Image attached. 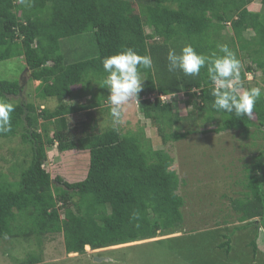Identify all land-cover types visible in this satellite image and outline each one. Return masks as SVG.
Returning <instances> with one entry per match:
<instances>
[{"label": "trees", "instance_id": "1", "mask_svg": "<svg viewBox=\"0 0 264 264\" xmlns=\"http://www.w3.org/2000/svg\"><path fill=\"white\" fill-rule=\"evenodd\" d=\"M127 1L131 4L124 6ZM252 1L0 0V63L19 59L28 69V81H39L37 101L16 102L23 85L0 78V99L15 106L11 130L0 133V140L20 137L19 146L9 151L12 158L4 157L8 163L0 166V239L17 234L13 222L20 217L35 225L24 233L58 232L66 251L79 253L88 246L180 231L179 236L146 245L164 246L168 255L180 252L177 262L186 259L187 264H252L253 258L264 263V252L258 250V240L264 243L263 142L246 144L255 152L238 182L244 189L241 196L229 197L228 210H216L210 221L194 217L191 210L194 225L189 226L183 209L191 197L180 192L187 180L172 168L168 150L154 148L141 129L108 125L101 130L94 116L95 108L110 116L102 60L132 48L153 62L151 69H140L144 81L136 104L162 144L195 132L228 129L244 138L257 139L260 133L264 140V95L251 116L217 111L211 106L207 68L198 76H186L179 70L169 72L167 60L169 50L179 53L185 45L204 55H222L218 46L227 45L240 62L244 56L252 61L240 70L243 86L255 87L246 83V73L259 72L264 90V0H259L261 11L247 8ZM87 32L96 50L69 56L65 40ZM159 94L186 96L190 111L179 116ZM84 96H89L87 103L68 102ZM49 99L56 102L50 106ZM207 125L211 127L205 129ZM52 146L59 152L87 150L85 177L74 182L59 175L52 179L44 167ZM24 148L29 150L26 157L21 154ZM231 215L238 224L228 225ZM28 255V262L22 263L40 261L37 252Z\"/></svg>", "mask_w": 264, "mask_h": 264}, {"label": "rangeland", "instance_id": "2", "mask_svg": "<svg viewBox=\"0 0 264 264\" xmlns=\"http://www.w3.org/2000/svg\"><path fill=\"white\" fill-rule=\"evenodd\" d=\"M130 4L131 2L129 1L124 2V6H129ZM247 8L251 11H261L262 4L259 0H253ZM147 31H150L149 28L146 29ZM65 42L66 46L63 49L70 54L69 56H74L81 52L90 53L93 48L94 51L96 50L93 35L90 32L83 33L77 37L73 36L71 40H65ZM73 49L75 50L74 52H72ZM22 62L24 61L22 60ZM251 62V59L244 56L241 68H245L248 64L251 65ZM24 69V65L20 63L19 59L4 60L3 63H0V78L20 81L23 75L24 89L14 96V99L16 102L18 100L33 101L32 99L37 101L35 88L39 81L32 80L29 82L27 78L28 71L24 72ZM249 75L251 76V73H247L245 78L248 85H263L259 72H256L255 75L253 74L252 76L254 77L251 76V79H248ZM78 87L76 86V88ZM243 87L245 88V86ZM97 88L101 89L99 85ZM88 98L89 96L78 97L69 99L68 102L72 104L78 102L87 103ZM164 99L171 103L173 110L177 111L181 117L186 116L191 109L190 106L184 103L186 96L182 94L170 95ZM55 102V100L49 99L47 104L52 106ZM94 116L96 125L101 130L108 125H113L111 116L108 117L107 113L101 112L99 109L95 108ZM120 126L123 130H143L154 148H164L174 158L172 168L187 180V183L180 188V192L181 194L186 193L184 195L189 198L191 197L189 203H186L183 209L187 216L186 223L189 226L194 225V218L189 214L191 210L196 213L194 217H198L201 220L203 218V222L206 220L210 221L216 210L218 212L219 210L223 211V213L228 210L229 197L241 196L242 192L240 190H244L238 182L244 179V167L249 163L248 157L255 152L246 144L256 140L257 142H263L264 147V140L258 137L260 133L256 134L257 136L255 137L257 139L244 138L240 131L229 129L201 134L195 132L184 139L162 144L161 137L157 134L156 129L138 112L136 100L130 106H127L123 123ZM210 127V125H207L205 129ZM19 141V136L4 141L0 140V166L7 165L8 161L4 157L7 159L12 158L9 151L17 148L20 144ZM26 145L29 146L28 144ZM27 151H29L27 148L21 151L23 157H26ZM47 156V162L44 166L51 174L52 179L59 175L68 182H74L85 177L89 165L87 150L59 152L52 146L47 149ZM223 194H226V196H223ZM230 217L232 219L228 222L229 226L239 223L234 219L233 215ZM258 219L259 217H254L252 220L258 222ZM13 226L17 234L0 239V264H25L22 262H28V254L31 252H37L40 257V261L34 264H187L189 262L186 259L183 262H177L180 261L177 257L180 252H175L174 254L171 251V255H168V250L164 246L154 243L146 245L158 239L179 236L183 233L180 231L167 235L158 233L154 237H141L135 239L136 241H127L104 247L92 248L88 246V249L84 247V253H79L77 251H66L62 234L58 232L24 233L26 228L35 227V225H29L25 217L16 219L13 222ZM195 226L202 228L200 224H195ZM259 241L260 239L258 240V250L264 252V243ZM121 250L122 253L119 252ZM94 256H97V258L104 257V259L96 261Z\"/></svg>", "mask_w": 264, "mask_h": 264}, {"label": "clouds", "instance_id": "3", "mask_svg": "<svg viewBox=\"0 0 264 264\" xmlns=\"http://www.w3.org/2000/svg\"><path fill=\"white\" fill-rule=\"evenodd\" d=\"M20 3L28 4L29 0H20ZM218 47L222 55L215 52L211 55L197 53L190 44L185 45L179 53L169 50L168 71L179 70L186 76H198L201 69L206 67L212 84V108L217 111L235 113L237 117L251 116L257 101L264 95V90L260 86L244 88L240 74L241 62L227 45ZM102 66L107 74L103 80V87L109 91L107 102L111 106V122L113 126H117L123 123L127 106H130L134 100L138 101V93L142 90L144 81L141 78L140 69H151L153 62L150 56H142L134 49L126 48L116 54L106 56L102 60ZM25 71H28L27 67ZM251 76L249 75L248 79L253 77ZM22 78L23 75L19 81L21 85L24 81ZM23 89L19 87V93ZM163 96L167 97L159 94L161 99H164ZM14 110L15 106L11 102L0 99V133L11 130V113ZM132 241L136 240H129V242Z\"/></svg>", "mask_w": 264, "mask_h": 264}, {"label": "crops", "instance_id": "4", "mask_svg": "<svg viewBox=\"0 0 264 264\" xmlns=\"http://www.w3.org/2000/svg\"><path fill=\"white\" fill-rule=\"evenodd\" d=\"M254 260H253V262H252V264H258V260H260V259H256V258H253ZM262 261V260H261ZM262 264H264L263 262H261Z\"/></svg>", "mask_w": 264, "mask_h": 264}, {"label": "water", "instance_id": "5", "mask_svg": "<svg viewBox=\"0 0 264 264\" xmlns=\"http://www.w3.org/2000/svg\"><path fill=\"white\" fill-rule=\"evenodd\" d=\"M94 259H95L96 261H100V260H103L104 257H101V258L94 257Z\"/></svg>", "mask_w": 264, "mask_h": 264}]
</instances>
